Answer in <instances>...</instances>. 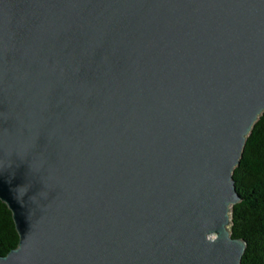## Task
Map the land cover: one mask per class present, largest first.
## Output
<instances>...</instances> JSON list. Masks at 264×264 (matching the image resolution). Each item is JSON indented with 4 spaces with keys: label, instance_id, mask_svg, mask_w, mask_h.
Returning <instances> with one entry per match:
<instances>
[{
    "label": "water",
    "instance_id": "water-1",
    "mask_svg": "<svg viewBox=\"0 0 264 264\" xmlns=\"http://www.w3.org/2000/svg\"><path fill=\"white\" fill-rule=\"evenodd\" d=\"M262 111L264 0H0V264H240Z\"/></svg>",
    "mask_w": 264,
    "mask_h": 264
},
{
    "label": "trees",
    "instance_id": "trees-1",
    "mask_svg": "<svg viewBox=\"0 0 264 264\" xmlns=\"http://www.w3.org/2000/svg\"><path fill=\"white\" fill-rule=\"evenodd\" d=\"M232 177L240 199L230 207V235L246 243L240 264H264V111L246 136ZM17 242L11 211L0 199V255Z\"/></svg>",
    "mask_w": 264,
    "mask_h": 264
}]
</instances>
